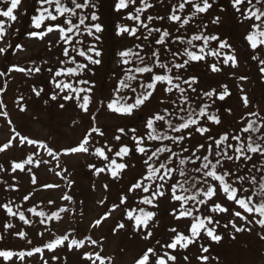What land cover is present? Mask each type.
<instances>
[{
    "label": "snow or ice",
    "instance_id": "obj_1",
    "mask_svg": "<svg viewBox=\"0 0 264 264\" xmlns=\"http://www.w3.org/2000/svg\"><path fill=\"white\" fill-rule=\"evenodd\" d=\"M104 7L105 0H0V127L8 128L0 141V244L9 236L23 242L0 246V264H232L218 249L240 236L255 238L260 248L246 246L251 264H264V0H110L122 46L107 84L97 78ZM223 13L244 26L239 41L222 31ZM21 17L23 33L13 28ZM10 35L51 55L21 63L15 58L29 45ZM245 61L256 69L259 97L239 72ZM14 73L32 81L29 96L14 98L18 114L29 113L33 98L60 111L73 106L71 126L83 127L81 136L61 144L18 130L5 99ZM81 160L91 180L77 195L70 165ZM118 235L143 246L106 251Z\"/></svg>",
    "mask_w": 264,
    "mask_h": 264
},
{
    "label": "rangeland",
    "instance_id": "obj_2",
    "mask_svg": "<svg viewBox=\"0 0 264 264\" xmlns=\"http://www.w3.org/2000/svg\"><path fill=\"white\" fill-rule=\"evenodd\" d=\"M220 3L222 4L223 2ZM104 8H108V7H104ZM104 11L106 10L104 9ZM214 14H219V13H214ZM222 15L225 16V21H226L227 18L226 14L223 13ZM104 17H105V12H104ZM232 24H233L232 26L236 27L237 32L236 34L231 36L235 37L236 41H239L241 37V33L244 31V26L238 25L237 23H235L234 20ZM225 25H227L226 22ZM15 28H19V29L23 28V26H21L20 19L15 23ZM222 31L228 33L225 27L223 28ZM9 38H12V36L10 35ZM53 38L55 37L53 36ZM21 41L22 42L26 41L30 48L29 53L20 54L15 58L18 59L21 63L26 62V60L30 56L51 55L50 53H45L43 45L40 44L39 42L28 41L27 37L25 38L23 37ZM241 59L242 60L244 59L242 51H241ZM6 63H7L6 60L0 58V69H2ZM239 72L241 73L247 72L250 75L252 79L249 81V87L255 89L256 96L259 97L260 85L256 82L257 72L255 67L252 64L247 63L245 61L244 63L241 64ZM13 75L15 76V79L9 80V91L6 94L5 99L6 102L8 103L12 119L14 120V123L16 124L18 130H21L26 134H31L41 138L49 135H53L56 137L57 141L61 144L73 142L81 136L83 132V127L74 128L71 126V120L72 118L76 117V111H77L73 106H69L66 108V110L60 111L56 108L55 104L46 107L43 106L39 101L35 100V98H33V104L32 107L30 108L29 113L18 114L17 110H15L14 108V98L17 95H19L21 91L26 97L29 96L30 93H29L28 85L32 81L26 82L24 77L20 74L14 73ZM236 103H237L236 98L233 97L231 104L235 106ZM51 108L52 109L56 108L59 112V115L57 114L53 115V112L47 113V111ZM100 122L111 126L115 123H118L119 121L109 120L106 119L105 117H100ZM0 125H4V121L2 117H0ZM7 133H8L7 126L0 127V141H3L5 139ZM2 160L3 157H0V161ZM73 163H75V161H73ZM70 170H73L75 172L74 179L77 181V186L74 187L73 191L77 193V195L86 192L91 178H90V174H88L86 169L83 167V160L80 161V163L75 169H71V165H70ZM44 178L53 179V177H51L50 175ZM26 186L27 185L25 184V187ZM5 195H6L5 193L0 192V200H3L5 198ZM114 195L115 192H113V196ZM92 215H95V211L90 210L88 216L90 217ZM65 226L66 225L61 224L58 226V229L62 230ZM87 226H88V217H86L83 223L80 225L81 231H85L87 229ZM110 226H111V221H109L108 224L105 225L103 229L104 234L108 233V228ZM96 235H100V233H96ZM31 238L33 239L34 243L40 242L39 238H37L34 235V233ZM238 240H239L238 244L225 245L224 248L218 249V251L222 253V260L231 261L232 264H251V262L255 259V257L250 251H248V248L246 246L250 245L252 248H260L261 245L257 244L254 237L240 236L238 237ZM3 244H7V245H11L12 247L19 248L20 246H22L23 242L17 241L16 239L9 236L6 239V241L3 242ZM3 244H0V246H3ZM106 245H107L106 251L110 253L118 252L120 247H124L125 249H131V250H139V248L143 246L138 242L128 241L122 235H118L116 237H110L109 240L106 242ZM193 256H195V250H193ZM69 264H73V260L71 258L69 260ZM193 264H195L194 260H193Z\"/></svg>",
    "mask_w": 264,
    "mask_h": 264
},
{
    "label": "trees",
    "instance_id": "obj_3",
    "mask_svg": "<svg viewBox=\"0 0 264 264\" xmlns=\"http://www.w3.org/2000/svg\"><path fill=\"white\" fill-rule=\"evenodd\" d=\"M32 0H29V4H31ZM110 0H105V7H108V4H109ZM220 2H223L221 4V6H224L227 4V0L224 1V0H220ZM106 11H107V14H106V11L105 12V24H106V32L104 34V49H105V52H106V55H105V63H104V66L98 70V79L102 82H104L105 84H107V80L108 78L110 77V69L112 67V54H113V50L117 47H121V43L119 41L118 38H116L114 35H113V31H112V23L114 20H117L118 18L114 15H111V11L109 10V7L108 8H104ZM29 11V15H31V9L29 8L28 9ZM156 11L160 12V14H163L164 13V9L163 8H158ZM227 18H226V24L224 27L226 29V31H228V33H230L231 35H234L236 34L237 32V29L235 26H232L233 24V19L231 17H229L228 13H225ZM107 15V17H106ZM110 15V16H109ZM19 21V20H18ZM20 22H21V26H23L22 29H20L21 33H23L28 25V18L27 17H21L20 18ZM13 28H15V24L13 25ZM11 32V30H10ZM25 38L26 36H12V38H10L12 40L13 43L17 42V41H21L22 38ZM124 43H130V41H125ZM11 59V58H10ZM100 76V77H99ZM107 94V93H105ZM50 112H53V115L54 114H57L59 115V112L56 108L54 109H49L47 111V113H50Z\"/></svg>",
    "mask_w": 264,
    "mask_h": 264
}]
</instances>
